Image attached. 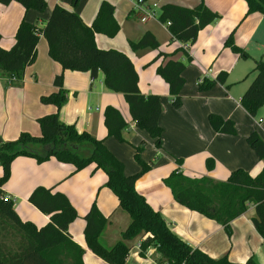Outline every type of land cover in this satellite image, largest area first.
I'll return each instance as SVG.
<instances>
[{"label":"crops","instance_id":"crops-1","mask_svg":"<svg viewBox=\"0 0 264 264\" xmlns=\"http://www.w3.org/2000/svg\"><path fill=\"white\" fill-rule=\"evenodd\" d=\"M45 1L48 8L43 13L25 12L18 2L6 6L0 4V46L5 50L12 48L24 19L43 29L55 6L75 11L90 26L100 5L109 2L115 7L120 32L112 39L96 35V45L102 50H117L127 55L138 73L140 92L145 96L160 97L163 106L160 117L162 148H156L154 140L135 127L124 96L104 86L101 72L95 80L89 73L63 72L68 101L59 112L60 120L68 125L74 124L79 133L86 132L104 140L107 149L124 164L128 176L141 171V166L134 160L135 149L130 148L146 142L148 148L141 156L151 165V172L137 182L136 190L161 214L170 231L212 259L227 256L232 263L244 264L252 258L256 264H264V241L252 222L256 217L254 206H249L245 214L231 223L233 234L228 238L221 225L178 204L164 183L176 171L189 178L209 177L215 182H225L234 171L244 170L256 176L263 169L264 162L259 160L247 139L257 133L264 140V107L253 118L241 106L240 99L255 77L252 71L256 61L264 59V15L246 16L248 8L244 0H149L161 8L174 5L193 9L203 4L218 15L215 23L199 32L193 45L183 49L181 43L172 39L170 28L165 29L155 21L142 24L132 13L133 0H78L76 8L73 7L74 0ZM146 33L153 35L159 48L134 52L130 42H139ZM231 33H234L235 44L249 55L247 59L225 47ZM160 53L169 57H158ZM188 57H191L190 62ZM168 60L180 61L186 66L179 109L172 106L168 86L157 75V68ZM61 72L62 67L49 57L48 44L41 36L36 60L26 69L20 86L12 85L8 78L0 76V145L15 141L24 132L33 136L41 134L37 119L56 113V108L42 104L40 99L56 92L54 81ZM221 72L228 74L225 85L217 84L205 92L198 90L199 82L214 80ZM107 107L118 109L129 124L123 137L130 145L108 137L104 125ZM210 115L232 121L237 134L216 132L210 125ZM208 161L212 163L211 169L207 167ZM92 174L94 166L74 173L73 166L54 158L39 164L35 159L19 157L11 165L10 178L3 191L12 199L20 220L31 222L37 228L44 227L49 217L28 202L32 192L43 187L64 194L79 216L70 225L69 234L86 251L83 263L106 264L86 248L84 216L95 203L100 213L108 218L109 224L102 236L108 247L121 239L130 218L118 208V200L112 191L103 187L106 174ZM2 175L0 166V177ZM145 239L128 243L131 251L127 264H160L155 247H150L145 256L140 255V246Z\"/></svg>","mask_w":264,"mask_h":264},{"label":"trees","instance_id":"trees-1","mask_svg":"<svg viewBox=\"0 0 264 264\" xmlns=\"http://www.w3.org/2000/svg\"><path fill=\"white\" fill-rule=\"evenodd\" d=\"M77 1L73 2L75 8ZM244 1L248 8L246 16L264 15V0ZM12 2L22 5L25 12L35 10L43 13L48 8L45 0H0L4 6ZM218 18L203 4L193 9L166 5L162 8L160 21L171 22L169 28L174 41L193 45L199 32ZM119 32L115 7L109 2L100 5L90 26L75 11L55 6L43 29L24 19L18 27L12 48L5 50L0 46V76L8 78L12 85L20 86L23 83L26 69L36 60L41 36L48 44L49 57L62 67V72L54 81L56 92L40 99L42 104L56 108V113L37 119L41 134L33 136L24 132L15 141L0 145V166L3 169L0 177V264H84L86 251L69 234L70 225L79 216L64 194L54 192L53 188L38 187L29 196L28 202L49 217V222L42 228L21 221L12 199L4 195L3 187L10 178L11 165L19 157L35 159L39 164L54 158L62 164L73 166L74 173L94 166V172L101 170L106 174L103 187L112 191L118 200V208L130 218L121 239L108 247L102 240L109 224L108 218L100 213L95 203L84 216L86 248L106 264H127L131 251L128 243L138 238H146L141 243L140 255L145 256L150 247H155L160 264H239L230 262L226 257L212 259L190 247L170 231L161 214L137 192L138 180L151 170V165L141 157L145 146L143 143L135 147L134 155L141 171L128 176L124 164L107 149L104 140H98L86 132L79 133L74 124L68 125L60 120L59 112L68 101L63 72L89 73L94 80L101 72L104 86L124 96L135 127L148 132L156 148H162L160 117L163 106L160 97L145 96L140 92L138 73L127 55L117 50H102L96 45V35L112 39ZM233 34L227 39L225 47L247 59L249 55L235 44ZM130 46L134 52H138L157 50L159 43L153 35L146 33L139 42H130ZM158 57L169 56L160 53ZM187 60L190 62L191 57ZM185 68V63L175 60H168L157 68V75L167 84L172 106L176 109L182 106ZM253 73L255 77L242 95L240 104L255 118L264 107L263 58L256 61ZM227 78L228 74L221 72L214 80L204 79L198 83V90L205 92L217 84L225 85ZM209 121L216 132L236 135L232 121H225L217 115H210ZM104 125L108 137L127 143L123 133L129 124L118 109H105ZM247 142L259 160L264 162V140L259 134L253 133ZM211 165L208 161V169H211ZM164 183L178 204L218 223L229 235L231 223L245 214L249 206H254L256 217L252 222L264 241V167L256 176L244 170L234 171L225 182H215L209 177L189 178L176 171ZM244 264L256 263L250 258Z\"/></svg>","mask_w":264,"mask_h":264},{"label":"built area","instance_id":"built-area-1","mask_svg":"<svg viewBox=\"0 0 264 264\" xmlns=\"http://www.w3.org/2000/svg\"><path fill=\"white\" fill-rule=\"evenodd\" d=\"M161 10V6L156 2H151L149 0H133L132 13L136 15L142 24L155 21L161 23L165 29H168L171 26V22L162 23L160 21ZM182 48L187 49V45L182 44Z\"/></svg>","mask_w":264,"mask_h":264},{"label":"rangeland","instance_id":"rangeland-1","mask_svg":"<svg viewBox=\"0 0 264 264\" xmlns=\"http://www.w3.org/2000/svg\"><path fill=\"white\" fill-rule=\"evenodd\" d=\"M148 50H152V49H148ZM171 54H173V53H171ZM252 76L254 77V76H255V73H253ZM246 83H247V81L245 82V84H246ZM263 116H264V115H263ZM235 129H236V128H235ZM141 131H144V130H141ZM144 132H146V131H144ZM146 133L148 134V132H146ZM236 134H237V132H236ZM148 135H149V134H148ZM149 136H150V135H149ZM150 138H151V137H150ZM127 142H128V141H127ZM130 144H131L130 142L127 143V145H130ZM143 144L145 145V146H144V149L147 150V148H148V144H147L146 142H143ZM133 148L135 149V147H133V146H132L130 149L132 150ZM134 151H135V150H134ZM134 154H135V152H134ZM141 157H142V156H141ZM142 159H143V158H142ZM134 160H135V159H134ZM143 160H144V159H143ZM135 163H137V162L135 161ZM97 172H102V173H104L103 171L98 170V171H95V172H94V175H95ZM150 172H151V170H150L148 173H150ZM148 173H146V174H148ZM104 174H105V173H104ZM146 174H145V175H146ZM92 175H93V174H92ZM94 175H93V176H94ZM145 175H144V176H145ZM142 177H143V176H142ZM142 177H141V178H142ZM141 178H140V179H141ZM140 179H139V180H140ZM139 180H138V181H139ZM255 230H256V229H255ZM224 231H225V230H224ZM256 232H257V230H256ZM257 233H258V232H257ZM225 234H226V236H227L228 238H230V237L232 236V234H233L232 226H231V234L229 235L226 231H225ZM258 234H259V233H258ZM225 257L229 260V258H228L227 256H225ZM229 261H230V260H229Z\"/></svg>","mask_w":264,"mask_h":264}]
</instances>
